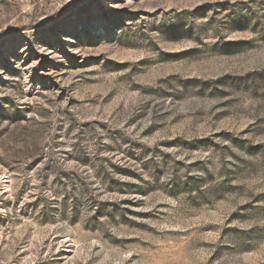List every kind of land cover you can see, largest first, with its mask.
Segmentation results:
<instances>
[{
	"label": "rangeland",
	"instance_id": "obj_1",
	"mask_svg": "<svg viewBox=\"0 0 264 264\" xmlns=\"http://www.w3.org/2000/svg\"><path fill=\"white\" fill-rule=\"evenodd\" d=\"M0 264H264V0H0Z\"/></svg>",
	"mask_w": 264,
	"mask_h": 264
}]
</instances>
